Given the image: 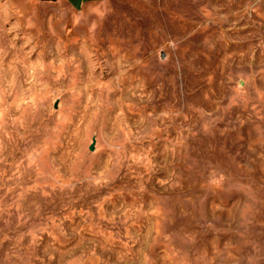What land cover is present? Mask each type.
Instances as JSON below:
<instances>
[{
	"label": "rangeland",
	"instance_id": "374dc122",
	"mask_svg": "<svg viewBox=\"0 0 264 264\" xmlns=\"http://www.w3.org/2000/svg\"><path fill=\"white\" fill-rule=\"evenodd\" d=\"M0 264H264V0H0Z\"/></svg>",
	"mask_w": 264,
	"mask_h": 264
}]
</instances>
